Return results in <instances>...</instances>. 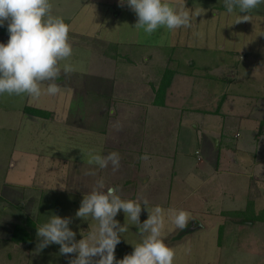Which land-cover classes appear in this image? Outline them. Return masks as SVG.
<instances>
[{
    "label": "crops",
    "instance_id": "crops-1",
    "mask_svg": "<svg viewBox=\"0 0 264 264\" xmlns=\"http://www.w3.org/2000/svg\"><path fill=\"white\" fill-rule=\"evenodd\" d=\"M56 1L50 0L53 14L69 25L76 13L54 11ZM94 1L105 7L106 0ZM222 8L224 2L213 4L215 11L207 17L198 11V19L192 17L196 34L190 37L187 27L148 35L141 29L123 39L107 29L74 25L68 34L72 56L61 67L70 63L75 71H61L55 81L58 95H0V249L5 251L0 264H13L14 250L31 249L33 226L14 215L23 212L20 197L32 188L29 180L36 178L38 186L49 183L53 176L47 175L55 172L51 161L62 159V152L68 155L65 162L71 161L70 193L84 167L86 175L98 167L90 163L96 154L119 153L120 169L99 168L94 182L86 178L76 192L87 193L102 178L118 188L122 199L134 200L153 175L161 177L166 196L148 200L149 207L163 209L162 234L179 235V241L199 228L218 231L211 225L224 223L227 214L264 223V35L258 51L237 48L236 35L226 43L221 30L230 34L237 27L227 28ZM257 9L251 14H264V2ZM8 39L5 24L0 42ZM167 71L170 81L159 92ZM64 126L67 136L60 130ZM53 183L51 189L57 191ZM170 209L188 212L186 228L175 227Z\"/></svg>",
    "mask_w": 264,
    "mask_h": 264
},
{
    "label": "clouds",
    "instance_id": "clouds-1",
    "mask_svg": "<svg viewBox=\"0 0 264 264\" xmlns=\"http://www.w3.org/2000/svg\"><path fill=\"white\" fill-rule=\"evenodd\" d=\"M264 0H224L227 12L239 9L240 18L235 23L251 20V12ZM120 7H127L137 16L135 27L152 34L161 27L170 30L191 27L192 13L186 6H173L169 0H119ZM244 13V15H241ZM202 13H198L201 15ZM7 25L9 39L0 42V95H27L39 98L42 94L55 96L61 91L55 83L61 71H75L67 61L72 56L69 42L70 27L64 17L53 14L50 0H0V26ZM47 87L42 89V85ZM120 155L109 152L93 155L90 163L100 169L111 166L120 169ZM95 175V172H89ZM64 188V187H61ZM119 190L107 186L100 178L90 191L84 193L75 216L83 220L97 221V226L81 239L70 227L71 217L54 214L37 227L34 254L45 248L59 245V254L69 257L68 264H174L176 251L163 237L165 217L160 206L149 207L146 198L137 196L122 199ZM146 210L147 219L142 223L141 212ZM123 211L125 223L117 219ZM169 218L176 228L187 227L189 214L183 209L169 210ZM138 226L142 237L133 244L134 251L117 260L115 250L121 237L128 230V222Z\"/></svg>",
    "mask_w": 264,
    "mask_h": 264
},
{
    "label": "rangeland",
    "instance_id": "rangeland-1",
    "mask_svg": "<svg viewBox=\"0 0 264 264\" xmlns=\"http://www.w3.org/2000/svg\"><path fill=\"white\" fill-rule=\"evenodd\" d=\"M59 1L60 0L56 1L54 4L56 6L54 11H70V15L76 13V18H73L69 24L71 29H73L74 25L80 26V28L84 30L88 28L90 30L98 28V30L103 29L105 32L107 29L110 31V34L123 37V39H130L139 34L141 31V29L135 27L137 22L136 14L126 6L123 8L120 7L119 0H106L108 2L103 1L105 7L94 6V3H96L94 0H91L92 3H90L91 1L88 2L86 0H62L60 3ZM173 1L174 2L169 0V3L173 6H186L187 10L192 13V17H194L193 19H198L196 15L198 11H202L203 15L207 17L209 12L215 11L211 9L213 4L221 2L222 5L224 2V0ZM252 11L259 10L255 8ZM221 15L222 16H220V18L224 19L229 25L227 28L233 29L237 27V31H230V34H226V32H222L221 30L222 37L227 35L226 40L223 39L226 43H231V41H228L227 39L236 35L235 42L237 44V48L239 45H245L246 47H252L254 51H258L259 47H263L261 41L262 36L264 35V14L254 12L253 14H250V21H242L240 23H235L236 20L240 18L238 8L232 13L227 12L226 8H222ZM241 15L244 14L241 13ZM224 25L225 24H223V26ZM251 25H254L255 27H252ZM186 29L189 30V32H185V35L188 37L196 34L192 26L187 27ZM168 30L170 29L161 27L157 33H167ZM251 30H253V33H251ZM182 33L184 34V32L179 34ZM143 34L147 33L143 32ZM60 130L65 133L64 136H67V134L69 135V128L67 126H64V128ZM12 135L15 137V129H13ZM61 155L62 159H55L57 160L55 162L51 161L52 165L55 164L51 167L55 171L54 174L47 175L48 173H46L47 176H53L55 181H53V177L50 178L51 180L46 178L49 183L47 182L43 184L40 182L38 186L36 178L34 181L32 179L29 180V185L33 189L30 188L27 190L24 193V197L23 195H20L21 193L16 194L19 197L21 196L20 199L25 200V203L21 205L23 206V208H21L23 212H17L14 216H16V219L20 218L30 224V229L31 226H33L31 233H33L34 236V240L32 241L34 243H32V246L31 244L29 245L31 246L30 250L28 249L26 251L24 249L21 253L14 250V252L11 253V263L13 264H68L69 257L59 254V245L53 244L45 248L40 254H34L37 242V227L46 223L54 214L72 218L73 222L70 224V227L77 233V240L83 238L82 233L87 236L88 233L97 226V221L92 220L91 218H88L89 220L77 218L75 213L79 209L84 195L83 192H76V190H79L84 186L86 178L92 179L94 182L96 177L100 174L99 167L94 169L91 168L89 170V172H95V175H86L84 167L82 169L83 178L77 180V183L73 187V192L70 193L68 184L73 178L68 175V166L71 161L68 159V161L65 162V159L68 156L67 153L62 152ZM28 167L30 168L29 164ZM77 170L79 171L78 168ZM39 174H41V172ZM22 178L25 181L28 179V176L25 175ZM37 178H39V176H37ZM52 183L55 186L57 185V191L51 189L50 185ZM165 185L166 181H164L161 177L157 178L153 175L151 183H149V187L142 192L140 197L143 196L144 198L148 195L149 199L147 197V200H160L166 196V191L163 190ZM147 216V211L143 210L142 207L140 220L144 221L147 219ZM116 219L121 224L125 223V214L123 211L118 213ZM29 221L31 223H29ZM32 223L34 225H32ZM133 225L134 224L131 221L128 222V230L123 234L121 242L116 247L115 256L117 260L122 259L126 254L133 252V244L139 243L142 239L141 235L137 233L139 228L136 229L137 226L135 227ZM211 226L212 228L217 227L218 231H212V229L207 228H199L192 231L194 233L190 234V237L180 241L177 238L179 235L175 237L171 234L163 235L165 242L176 251L174 264H264L263 222H247L239 216H230L227 214L226 217H224V223H216ZM219 229L222 230V233L220 232V236ZM173 235H176V233ZM123 237H126L127 239L124 241ZM138 237H140V239H137ZM2 240H6V238H2ZM4 252L5 251L0 249V255L4 254ZM1 258L5 259V256L0 257V259Z\"/></svg>",
    "mask_w": 264,
    "mask_h": 264
},
{
    "label": "trees",
    "instance_id": "trees-1",
    "mask_svg": "<svg viewBox=\"0 0 264 264\" xmlns=\"http://www.w3.org/2000/svg\"><path fill=\"white\" fill-rule=\"evenodd\" d=\"M170 76H171V71H167L164 74V76H163V78L161 80L160 87H159V92H164L166 84L169 83V81H170ZM35 112H37V113H47V112H45L43 110H40V109H35ZM220 232H222V230Z\"/></svg>",
    "mask_w": 264,
    "mask_h": 264
}]
</instances>
